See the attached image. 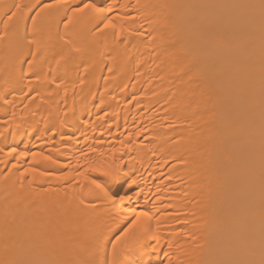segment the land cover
Returning <instances> with one entry per match:
<instances>
[{"label":"bare ground","instance_id":"bare-ground-1","mask_svg":"<svg viewBox=\"0 0 264 264\" xmlns=\"http://www.w3.org/2000/svg\"><path fill=\"white\" fill-rule=\"evenodd\" d=\"M96 2L113 6L110 18L122 35L100 31L101 22L88 10L67 29L65 39L73 38L80 51L64 63H56L63 46L59 36L81 0H64V7L38 20L35 28L52 39L32 71L27 41L39 9L10 29L14 35L0 39V130L10 129L0 137V262L111 261V242L135 218L128 215L132 210L152 217H141L139 229L160 223L159 245L146 239L134 252L141 264H259L261 0ZM38 3L0 0V31L15 4ZM90 146L97 157L104 153L107 163L119 165L126 179L136 180L123 203L124 189L110 187L114 204L77 178L78 158ZM34 152L59 163H33ZM28 167L53 175L24 173ZM105 234L100 254L97 241Z\"/></svg>","mask_w":264,"mask_h":264},{"label":"snow or ice","instance_id":"snow-or-ice-1","mask_svg":"<svg viewBox=\"0 0 264 264\" xmlns=\"http://www.w3.org/2000/svg\"><path fill=\"white\" fill-rule=\"evenodd\" d=\"M42 3V6H41ZM41 3L32 5L29 7L28 5L15 4V10L9 9L11 14L8 12L5 13L7 19L3 20V31H0V39H7L11 35H14L13 32H10V29L17 28L21 19L26 17L28 13L32 11L36 12L35 16L31 17L34 30L31 32V39H28L27 43L30 46V52L33 59L28 60L27 63L29 65V71H32V67L34 63H36L37 57L46 49L48 44L51 42L52 36L51 34L43 35L40 30L35 28L38 20H40L44 16H51L53 11H58L62 7L65 6L64 0H51V3ZM261 9L264 10V0H261ZM22 9H27V11H21ZM88 10H91L92 13L95 14L96 18L101 22L97 25L100 31L107 30L109 28L115 30L116 37H120L122 35V30L117 28L116 24L113 22L112 17L113 6L108 5L107 8L103 6V4L97 3L96 0H92V2H83L79 5H76L72 8V12L68 15L67 20L64 22L65 33L64 35H60L59 39L63 42L61 52L56 55V63L61 64L66 62L68 58H70L74 53L79 52L80 49L74 47L75 40L71 37L65 39L67 35V29L69 25L73 23L75 18H80L83 16ZM109 17V18H106ZM116 19H120V17H116ZM134 19V18H133ZM67 50L64 51L63 49ZM111 70V69H110ZM39 79V77H37ZM0 99H4L3 95L0 94ZM5 103L7 100L5 99ZM7 123V122H5ZM10 129L4 128L0 130V137H3ZM118 149H112V152L115 153ZM12 153L15 152V149L11 150ZM11 154V153H10ZM27 153H21V156H26ZM33 163H38L37 158L42 161L59 163L58 160H54L51 155H45L41 152L32 153ZM83 161V164H80L79 161ZM78 168L76 171L77 178L83 177L87 180L93 187V190H98L100 193H103L105 197H108L114 204L117 202L116 195L110 191L111 186H116L117 191L120 189H124V194L119 195V202L123 203V201L129 199V193L132 191L133 185L136 184L135 179H126L127 174L122 173L119 165H113L107 163L104 153H100L99 157H97L96 149L89 147L87 152H81L78 158ZM71 167V165H68ZM33 173L34 175L39 176H51L52 172L46 171L41 172L39 167H28L24 169V173ZM24 173H21L22 177ZM90 173H98V177H90ZM68 177L66 175H60L57 179L66 180ZM83 203V201H81ZM128 215H134L135 218L132 219L130 223L127 224L126 227L123 228L122 231L119 232V235L116 236L115 241H112V251L111 256L113 259L109 261L108 259H100L99 261H94L93 264H141L140 261L134 258V252L136 248L143 244L144 240H155L156 245L160 243V237L158 235V230L160 227L159 220H157L156 228L153 229L151 224L145 228L139 229L138 224L141 220V217L146 218L148 221L152 220V217L148 212H133L132 210L128 211ZM107 240V235L105 234L97 241L96 251L100 254L104 253V244ZM167 253L165 256L167 257ZM0 264H16L15 261H4L0 262ZM39 264V262H37ZM168 264H171V261H168ZM246 264H256L255 261L246 262ZM259 264H264V258L259 261Z\"/></svg>","mask_w":264,"mask_h":264}]
</instances>
